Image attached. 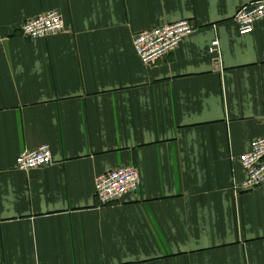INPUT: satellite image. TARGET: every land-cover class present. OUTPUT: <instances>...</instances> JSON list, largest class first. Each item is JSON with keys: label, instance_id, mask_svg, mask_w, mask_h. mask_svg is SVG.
<instances>
[{"label": "crops", "instance_id": "0c3cea01", "mask_svg": "<svg viewBox=\"0 0 264 264\" xmlns=\"http://www.w3.org/2000/svg\"><path fill=\"white\" fill-rule=\"evenodd\" d=\"M256 1L0 0V264H264L239 161L264 134V19L233 21ZM48 12L61 33L21 35ZM179 20L193 33L140 63L134 36ZM43 145L50 166L16 168ZM126 166L139 190L100 206L95 179Z\"/></svg>", "mask_w": 264, "mask_h": 264}, {"label": "built area", "instance_id": "2783aa9c", "mask_svg": "<svg viewBox=\"0 0 264 264\" xmlns=\"http://www.w3.org/2000/svg\"><path fill=\"white\" fill-rule=\"evenodd\" d=\"M263 19L264 0L241 7L233 17L240 35L253 33L256 24ZM63 30L64 24L58 12H48L30 18L20 29L21 35L30 40L53 36ZM191 32L193 33V26L190 22L179 20L137 34L132 40V46L140 63L153 66L176 50ZM3 42L4 38L0 35V45ZM209 47V52L215 54L218 42H212ZM239 161L246 172V179L240 186L241 191L252 192L264 188V134L252 141L250 151L242 154ZM15 163L16 168L24 172L48 167L52 164L51 150L43 145L35 150L22 152L17 156ZM141 183L135 167L118 168L95 179V197L100 206L115 204L128 194H136Z\"/></svg>", "mask_w": 264, "mask_h": 264}]
</instances>
